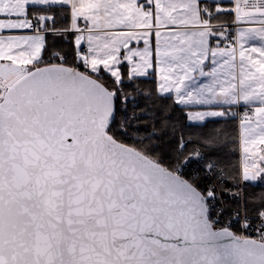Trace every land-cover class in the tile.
I'll return each mask as SVG.
<instances>
[{
  "label": "snow or ice",
  "instance_id": "snow-or-ice-1",
  "mask_svg": "<svg viewBox=\"0 0 264 264\" xmlns=\"http://www.w3.org/2000/svg\"><path fill=\"white\" fill-rule=\"evenodd\" d=\"M262 179L264 0H0V264H264Z\"/></svg>",
  "mask_w": 264,
  "mask_h": 264
},
{
  "label": "trees",
  "instance_id": "trees-1",
  "mask_svg": "<svg viewBox=\"0 0 264 264\" xmlns=\"http://www.w3.org/2000/svg\"><path fill=\"white\" fill-rule=\"evenodd\" d=\"M57 47L70 49L71 46L64 41H57ZM155 82V76H153L150 79L138 81L137 83L140 84L142 88H152L155 86ZM233 112L236 113L235 116H229L227 118H209L204 122L203 125L198 127H192L184 119L183 106L176 107L175 111L172 113V116L173 119L179 120L184 123L188 131L195 132L197 134L210 132L213 129L225 130V139L227 140V143L224 144V147L220 149L217 155L222 158L231 160L233 164H238L240 163V144L238 139L239 119L237 117V109H235L234 107ZM245 193L251 201L258 200L261 195H264V179L248 183L245 186Z\"/></svg>",
  "mask_w": 264,
  "mask_h": 264
},
{
  "label": "built area",
  "instance_id": "built-area-1",
  "mask_svg": "<svg viewBox=\"0 0 264 264\" xmlns=\"http://www.w3.org/2000/svg\"><path fill=\"white\" fill-rule=\"evenodd\" d=\"M244 110H245V108H240V107L237 108V117H238V119L241 118ZM199 166L200 165H198V164L192 165L190 171L197 170L199 168ZM223 199H224V201L226 203V207L228 208V211L225 213V216H229V215H231V211L237 207V202H234L233 200H231L227 195H224Z\"/></svg>",
  "mask_w": 264,
  "mask_h": 264
},
{
  "label": "crops",
  "instance_id": "crops-1",
  "mask_svg": "<svg viewBox=\"0 0 264 264\" xmlns=\"http://www.w3.org/2000/svg\"><path fill=\"white\" fill-rule=\"evenodd\" d=\"M225 3H227V0H225ZM225 107H227V106H225ZM244 108V106L243 105H241V106H234V108L235 109H237V108ZM217 118H221V117H217ZM240 120V119H239ZM242 162V150H241V147H240V163Z\"/></svg>",
  "mask_w": 264,
  "mask_h": 264
}]
</instances>
